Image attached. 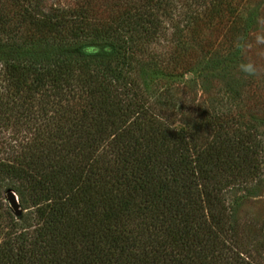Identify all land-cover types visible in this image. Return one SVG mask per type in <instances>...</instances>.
Instances as JSON below:
<instances>
[{"label": "trees", "instance_id": "obj_1", "mask_svg": "<svg viewBox=\"0 0 264 264\" xmlns=\"http://www.w3.org/2000/svg\"><path fill=\"white\" fill-rule=\"evenodd\" d=\"M43 1L0 0V264H264L236 217L264 140L229 102L176 128L147 81L213 75L250 20L233 0ZM216 25L224 46L196 49Z\"/></svg>", "mask_w": 264, "mask_h": 264}, {"label": "rangeland", "instance_id": "obj_2", "mask_svg": "<svg viewBox=\"0 0 264 264\" xmlns=\"http://www.w3.org/2000/svg\"><path fill=\"white\" fill-rule=\"evenodd\" d=\"M80 1L44 0L43 5L46 8L49 6L76 8ZM93 2L97 6H103L112 0ZM233 2L242 19L250 20V25L245 23L238 36L235 56H228L229 61H225L213 75L205 79H195L191 72L179 77H164L157 72H150L147 78L148 87L153 92L156 108L166 107L168 112L179 108V114L174 121L176 128L180 127V122H198L203 109L217 110L222 104L229 102L227 107L233 112L238 111L244 122L250 123L264 140V0ZM225 30L226 28L222 29L217 25L215 28L203 30V39L196 41L195 48L198 49L197 45L200 46L204 42L212 44V49L224 46ZM94 50L97 53L105 52L102 46H96ZM151 50L154 53L164 51L161 46H152ZM248 62L255 66L256 71L253 75H245L239 70L240 64ZM180 113L183 114L181 118ZM12 133L11 129L3 131L1 136L6 141L2 145L3 150L14 142ZM8 190H3L2 205L17 216L6 200L5 193ZM236 217L239 223H248L250 233L257 235V240L264 244V171L253 194L238 206Z\"/></svg>", "mask_w": 264, "mask_h": 264}, {"label": "water", "instance_id": "obj_3", "mask_svg": "<svg viewBox=\"0 0 264 264\" xmlns=\"http://www.w3.org/2000/svg\"><path fill=\"white\" fill-rule=\"evenodd\" d=\"M5 196H6V200L12 212L17 216L20 215L21 211H20L19 202H18L16 195L12 191L8 190L5 193Z\"/></svg>", "mask_w": 264, "mask_h": 264}, {"label": "clouds", "instance_id": "obj_4", "mask_svg": "<svg viewBox=\"0 0 264 264\" xmlns=\"http://www.w3.org/2000/svg\"><path fill=\"white\" fill-rule=\"evenodd\" d=\"M239 70L245 75H253L256 71L255 66L250 62L240 64Z\"/></svg>", "mask_w": 264, "mask_h": 264}]
</instances>
